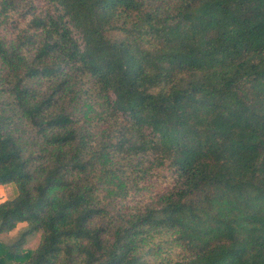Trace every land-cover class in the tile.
Returning a JSON list of instances; mask_svg holds the SVG:
<instances>
[{"label":"trees","instance_id":"obj_1","mask_svg":"<svg viewBox=\"0 0 264 264\" xmlns=\"http://www.w3.org/2000/svg\"><path fill=\"white\" fill-rule=\"evenodd\" d=\"M9 183L0 264H264V0H0Z\"/></svg>","mask_w":264,"mask_h":264},{"label":"rangeland","instance_id":"obj_2","mask_svg":"<svg viewBox=\"0 0 264 264\" xmlns=\"http://www.w3.org/2000/svg\"><path fill=\"white\" fill-rule=\"evenodd\" d=\"M75 105L79 106L80 103L75 102ZM5 192H6V194L8 193L7 196H10L9 194L11 192V188L8 187L7 185L5 186ZM19 224H22V223H19ZM16 227L14 229H12L11 231H9L6 235L4 234L3 237H6V238L7 237H17L18 232L15 235H11V233L16 229ZM38 240H39V235L37 234L34 237L28 239V242L26 243V246L29 247V248H34L37 245Z\"/></svg>","mask_w":264,"mask_h":264},{"label":"clouds","instance_id":"obj_3","mask_svg":"<svg viewBox=\"0 0 264 264\" xmlns=\"http://www.w3.org/2000/svg\"><path fill=\"white\" fill-rule=\"evenodd\" d=\"M6 201H7V196L5 195V186H0V204H4ZM26 227H27L26 223L18 224L16 229L11 233V235H15L21 228H26Z\"/></svg>","mask_w":264,"mask_h":264},{"label":"crops","instance_id":"obj_4","mask_svg":"<svg viewBox=\"0 0 264 264\" xmlns=\"http://www.w3.org/2000/svg\"><path fill=\"white\" fill-rule=\"evenodd\" d=\"M6 185H7L8 187L11 186V187H10V188H11V192H10V194H9L10 196H7L8 193L6 194V192H5V195L7 196V198H11V197H13V196L15 195V193H16V187H15V185L12 184V183L4 184V185H1V184H0V186H6Z\"/></svg>","mask_w":264,"mask_h":264}]
</instances>
